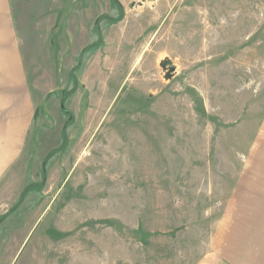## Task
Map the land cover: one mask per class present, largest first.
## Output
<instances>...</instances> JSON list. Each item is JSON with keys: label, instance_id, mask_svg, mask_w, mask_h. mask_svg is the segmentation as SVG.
Returning a JSON list of instances; mask_svg holds the SVG:
<instances>
[{"label": "rangeland", "instance_id": "374dc122", "mask_svg": "<svg viewBox=\"0 0 264 264\" xmlns=\"http://www.w3.org/2000/svg\"><path fill=\"white\" fill-rule=\"evenodd\" d=\"M12 1L0 264H264V0Z\"/></svg>", "mask_w": 264, "mask_h": 264}, {"label": "crops", "instance_id": "0c3cea01", "mask_svg": "<svg viewBox=\"0 0 264 264\" xmlns=\"http://www.w3.org/2000/svg\"><path fill=\"white\" fill-rule=\"evenodd\" d=\"M13 3L12 0H0V139L12 141L8 146L0 147V177L16 150L13 136L20 135L16 121L29 106L24 70L18 59V30L12 26Z\"/></svg>", "mask_w": 264, "mask_h": 264}, {"label": "trees", "instance_id": "16d2710c", "mask_svg": "<svg viewBox=\"0 0 264 264\" xmlns=\"http://www.w3.org/2000/svg\"><path fill=\"white\" fill-rule=\"evenodd\" d=\"M110 1H111L112 4H114L115 6H117L118 9H119V14H118V16H117L115 19H110V21L114 22V21H117V20L121 19V17L123 16V11H122L121 5L119 4L118 0H110ZM102 17H103V16L100 15V16L98 17L97 21H96V28H97V30H99V26L97 27L98 22H99V20H100ZM97 30H96V31H97ZM64 103H65V95H64V93H63V95H62V97H61V109H62V111H63L64 113H66V114H68V115H71V114L68 112V110L64 107ZM64 130H65V127H63L62 135H63V133H64ZM33 187H34V186L25 188L24 191L20 194V197L25 193V191L27 192V190H30V189H32Z\"/></svg>", "mask_w": 264, "mask_h": 264}]
</instances>
